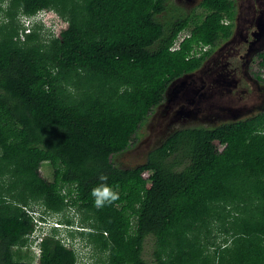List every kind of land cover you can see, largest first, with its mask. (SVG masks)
<instances>
[{
	"label": "trees",
	"instance_id": "1",
	"mask_svg": "<svg viewBox=\"0 0 264 264\" xmlns=\"http://www.w3.org/2000/svg\"><path fill=\"white\" fill-rule=\"evenodd\" d=\"M200 7L0 0V264H78L75 242L89 264H264V108L114 163L168 86L231 38L235 0ZM47 11L66 24L58 35L35 19ZM254 63L264 86V50ZM101 183L119 197L97 208Z\"/></svg>",
	"mask_w": 264,
	"mask_h": 264
},
{
	"label": "rangeland",
	"instance_id": "2",
	"mask_svg": "<svg viewBox=\"0 0 264 264\" xmlns=\"http://www.w3.org/2000/svg\"><path fill=\"white\" fill-rule=\"evenodd\" d=\"M170 1L175 4L174 0ZM182 3L183 7L180 8L181 11L179 12L186 14L188 10H190L191 4H189L188 2L186 3L185 1H182ZM193 10L195 14H198L202 11L200 8ZM237 14L238 12H236V16ZM35 19L40 20L45 27L53 29L57 35L60 30L66 27V24L58 19L57 16H55L50 11L40 12L39 14H37ZM25 24L27 25V23ZM238 27L239 25H236V31ZM185 34H187V32H184L181 37H184ZM236 37L237 33L234 31V34L232 35L230 40L218 46L211 58L207 59L203 64V70L211 64V62L209 61H211L212 59H217V55L219 56L218 59H220V57L222 56L221 52H225L224 57L222 56V60L224 61H221V63H224L226 65L227 71H233L235 66H238L237 64L239 62V57L242 56V54L237 53L236 50L243 43H237L236 41H234ZM254 67L255 65L252 66V68ZM198 71H196L195 73L199 74ZM236 72L239 73V78L237 82L238 90L235 93H233V91L227 92L223 88H219L218 86L211 84L210 88H206V95L204 99L199 101L197 106H195L196 110L191 111L190 114L185 117L183 115H179L177 117L176 115V112L180 108L179 106L182 102L180 100L181 97L179 93H177L178 97L172 99L169 104L164 103L158 106L151 117L148 119V121L131 140L133 146L125 153L114 157V163L116 164V166L125 169L136 167L144 163L149 151L157 147V145H159L171 133L180 128L195 126L215 127L222 123H229L231 119H228V117H232L233 114L235 115L237 113V115L235 116L241 120L262 110L264 108V88H260L257 83H255L254 81H250L247 72L245 76V70L243 71L242 69L240 72ZM231 78H234L232 76V73ZM209 84L210 83H207V87L210 86ZM188 97H191V94H189ZM194 113V117H196L197 119H189ZM219 118L222 121H220ZM40 172L43 177L48 179L50 178L49 171L46 167L41 168ZM51 216V222H57L56 220L59 216ZM37 234H39V232L35 233V237L37 236ZM73 247L76 249L79 256L78 264H89L92 260V258H90V251L78 242H75ZM35 251L38 252L37 249H35ZM151 251V241L148 239L144 243L143 258L148 261L151 260Z\"/></svg>",
	"mask_w": 264,
	"mask_h": 264
},
{
	"label": "flooded vegetation",
	"instance_id": "3",
	"mask_svg": "<svg viewBox=\"0 0 264 264\" xmlns=\"http://www.w3.org/2000/svg\"><path fill=\"white\" fill-rule=\"evenodd\" d=\"M182 1H185L186 3L188 2L189 4H191L190 10H188V12L186 13V14H191V13H194L193 9H197V8L201 9L200 5H201V3L204 0H174L175 4L177 5V7H178V9L180 11H181L180 8L183 7ZM240 1H241L240 2V4H241V3H243L244 1H247V0H240ZM241 6L244 7L245 5L242 4ZM235 12H236V7H235ZM235 17H236V14H235ZM239 25H242V24L239 23ZM234 27H235V18H234ZM246 27H247L246 25H245V27H242V26L239 27V31L237 32V37H236V39H234V41H236L237 43L240 42L239 40H241V41L244 40L245 41V37L244 36H245ZM256 46H257V43H255V45L252 46V45H249L248 42L246 41L243 44H241L240 47H238V49L236 51H237V53L242 54V56L239 57V62L237 64L238 66H235L234 70L231 71V72L227 71L226 65L224 63H221V61H224V60H222V56L224 57V53H225V52H223V53L221 52L222 56L220 57V59H218L219 56L217 55L216 56L217 59H212L211 61H209V62H211V64L209 66H207L206 69L201 71L199 74H193V76L191 77L190 84L193 85L194 87H197L198 89H200L203 92H206V88H210L211 84H213L215 86H218L219 88H223L227 92L233 91V93H235L238 90L237 82H238V78H239V73L236 72V71L240 72L242 69H243V71L245 70V76H246V72H247L249 80L250 81H254L256 83L257 81L251 75V70H252V66L255 64L254 63V58L256 57L257 54L261 53L263 50L255 53V55L250 60V62L249 63L247 62L249 60V57L251 56V54H254V52L258 51V50L253 51L256 48ZM249 50H251V51H250V54H249V57H248V56H246V53ZM215 51L216 50L213 51L211 56L214 54ZM211 56L209 58H211ZM216 57H214V58H216ZM231 73H232V76L234 78H231ZM235 74H236V76H235ZM207 83H210L209 87H207ZM185 103L186 102H181L180 107L181 106H185L186 105ZM260 109H262V108H260ZM235 115H237V113ZM235 115L233 114L232 117H228V119L229 118L230 119H234L236 117ZM194 116L195 115H192L191 118H189V119L196 120L197 118L194 117ZM219 120L222 121L220 118H219Z\"/></svg>",
	"mask_w": 264,
	"mask_h": 264
},
{
	"label": "crops",
	"instance_id": "4",
	"mask_svg": "<svg viewBox=\"0 0 264 264\" xmlns=\"http://www.w3.org/2000/svg\"><path fill=\"white\" fill-rule=\"evenodd\" d=\"M235 2L236 12H238L237 16L235 17V21L237 23H235V27L236 25H239L238 23H242V25H239V27H245V25L247 26L244 36L245 41L240 40V42L244 43L247 41L248 44L252 46L257 43V46L253 51H258L254 52V54H251L250 57L249 54L251 50L247 51L246 53V56L249 57V60L247 61L249 63L255 53L264 50V0H248L244 1L241 4L240 0H235ZM242 4H244L245 6L242 7ZM235 27L233 29V34L234 31L236 33L239 31V27L237 31L235 30ZM256 83L260 88H264L263 85L259 84L258 82Z\"/></svg>",
	"mask_w": 264,
	"mask_h": 264
},
{
	"label": "water",
	"instance_id": "5",
	"mask_svg": "<svg viewBox=\"0 0 264 264\" xmlns=\"http://www.w3.org/2000/svg\"><path fill=\"white\" fill-rule=\"evenodd\" d=\"M198 70H197L198 73H200L201 71H203V68L201 67ZM195 72L190 73V74H186L183 77L176 79L175 81H173L168 86V88H167V90L165 92V100H164V103L169 104V102L172 99H175V97H178L177 96V93H179V95L181 97L180 100L182 102H186L185 103L186 104L185 106H181V107L179 106L180 108L176 112L177 113L176 114L177 117L179 115L180 116L183 115L185 117V116L189 115L191 111H195L196 110L195 106H197V104L199 103V101H201L202 99H204V97L206 95V92H203L200 89H198L197 87H194L193 85L190 84L191 77L193 76V74H197ZM188 89H189V91H188ZM189 94H191V97H188ZM193 115H195V113ZM238 120H240V119L238 117H236L234 119H231L230 122H234V121H238Z\"/></svg>",
	"mask_w": 264,
	"mask_h": 264
},
{
	"label": "clouds",
	"instance_id": "6",
	"mask_svg": "<svg viewBox=\"0 0 264 264\" xmlns=\"http://www.w3.org/2000/svg\"><path fill=\"white\" fill-rule=\"evenodd\" d=\"M39 14V13H38ZM26 25V24H25ZM101 181H106L107 177L101 175L99 177ZM91 195L94 198L93 204L95 207L100 208L106 204L112 203L119 197V193L114 191L108 184L101 183L91 189Z\"/></svg>",
	"mask_w": 264,
	"mask_h": 264
},
{
	"label": "built area",
	"instance_id": "7",
	"mask_svg": "<svg viewBox=\"0 0 264 264\" xmlns=\"http://www.w3.org/2000/svg\"><path fill=\"white\" fill-rule=\"evenodd\" d=\"M181 40H182V37L179 38L178 42H180ZM178 42L175 44V47L178 46ZM146 187H149V184H148V183L146 184ZM34 235H35V234H34ZM37 235H38V234H37Z\"/></svg>",
	"mask_w": 264,
	"mask_h": 264
}]
</instances>
